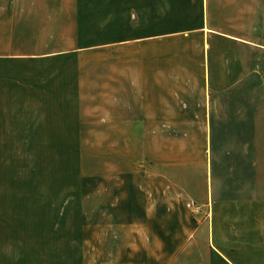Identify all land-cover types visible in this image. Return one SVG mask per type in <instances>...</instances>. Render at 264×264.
I'll return each mask as SVG.
<instances>
[{
	"label": "crops",
	"instance_id": "0c3cea01",
	"mask_svg": "<svg viewBox=\"0 0 264 264\" xmlns=\"http://www.w3.org/2000/svg\"><path fill=\"white\" fill-rule=\"evenodd\" d=\"M68 68L137 157L89 264H264V0H0L1 105Z\"/></svg>",
	"mask_w": 264,
	"mask_h": 264
},
{
	"label": "rangeland",
	"instance_id": "374dc122",
	"mask_svg": "<svg viewBox=\"0 0 264 264\" xmlns=\"http://www.w3.org/2000/svg\"><path fill=\"white\" fill-rule=\"evenodd\" d=\"M66 70L54 90L15 78L12 105L0 98V264H89V234L123 209L116 184L137 164L135 140L89 133V106L73 105L87 92Z\"/></svg>",
	"mask_w": 264,
	"mask_h": 264
},
{
	"label": "built area",
	"instance_id": "2783aa9c",
	"mask_svg": "<svg viewBox=\"0 0 264 264\" xmlns=\"http://www.w3.org/2000/svg\"><path fill=\"white\" fill-rule=\"evenodd\" d=\"M186 206L189 210H191L193 213L198 212L199 207L197 206V204L194 201H187L186 202Z\"/></svg>",
	"mask_w": 264,
	"mask_h": 264
}]
</instances>
